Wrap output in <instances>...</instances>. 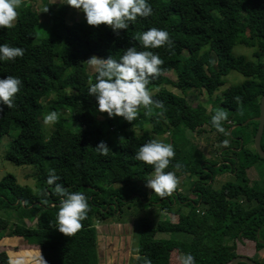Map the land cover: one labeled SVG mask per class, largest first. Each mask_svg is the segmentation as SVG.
<instances>
[{"label": "trees", "instance_id": "obj_1", "mask_svg": "<svg viewBox=\"0 0 264 264\" xmlns=\"http://www.w3.org/2000/svg\"><path fill=\"white\" fill-rule=\"evenodd\" d=\"M148 3L153 14L138 17L119 35L105 25L68 24V10L63 8L53 25V36L36 44L41 18L31 6L21 8L13 28L0 29V44L25 50L22 58L0 59V79L12 75L22 81L14 107L9 109L0 104L4 109L0 112V143L13 128L19 131L5 159L16 166H33L37 181L32 188L19 184L13 174L0 180V210L6 214V218L0 217V231H9L1 240L36 247L26 251L32 261L21 253L13 255L18 250L6 252L8 264H36L39 251L47 264H99V239L100 243L104 239L108 243L107 257L112 252L120 261L126 258L129 262L138 252L151 264H173L172 253L181 251L180 243L174 237L162 238L159 234L189 237L191 241L184 253L192 255L196 264H226L238 256L236 243L243 240H252L259 249L264 248L261 242L264 241V181L250 183L247 176L248 169L259 161L264 162L256 151L252 153L246 147L255 138L259 122L251 120L241 125L260 116L264 96V0H148ZM153 27L170 34L171 49L143 48L136 37ZM237 46L256 49L258 62L236 55ZM128 47L152 51L164 61L162 75L151 79L148 85V88L162 87L152 99L162 102L163 108L152 105L144 113L139 112L131 123L122 117L109 118L98 111L95 97L88 95L89 82H95L97 71L90 74L86 67L91 55L119 60ZM172 70L177 73L174 83L177 89L183 93L205 90L214 98L212 112L164 88L171 83L166 74ZM232 71L241 74L244 81L218 95ZM53 93L56 97L50 99ZM236 97L240 98L239 102ZM49 100L52 101L49 103ZM45 102L59 113V119L52 123L55 130L49 138L45 137L41 120ZM218 109L227 112V120L222 122L224 132L217 131L212 124ZM62 110L69 111V116L64 117ZM68 119L78 122L81 129L70 128L66 123ZM144 124L150 128L145 130ZM235 124L241 126L234 129L232 135L244 142L243 150L236 153L239 160L233 164L236 181L218 189L209 182L214 180L211 174L216 176L222 167L211 168L204 158L191 159L192 153L185 150L188 141L182 144L176 132H180L181 137L188 132L196 136L207 125L218 133L217 144L225 146L229 130ZM137 127L142 132H137ZM107 130L120 138L108 139ZM169 130L175 133L176 138L170 144L176 155L165 171H179L189 179L204 177L205 184L194 181L190 186L191 192L201 189L193 204H183L187 198L180 193L164 198L153 193L149 197L145 185L140 186L154 168L137 161V151L155 140V134L164 135ZM241 139H232L233 145L239 148ZM101 141L112 150L107 156L95 149ZM262 148L264 150V136ZM205 168L211 172H206ZM51 170L59 177L52 184L49 183ZM57 183L69 192H81L88 197L90 211L82 221L83 227L70 237L57 228L62 199L54 192ZM152 206L170 213L176 220L153 222L149 217H137L139 227L134 222L133 234L126 235L127 240L122 241L125 244H121L117 234L115 239V234L104 235L99 229L97 233V222L106 224L116 218V222L125 223L118 219L131 217V212L136 213L138 208ZM13 218L20 223L10 227ZM29 221L34 224L28 225ZM254 260L261 264L258 259ZM135 264H144V261L136 260Z\"/></svg>", "mask_w": 264, "mask_h": 264}, {"label": "clouds", "instance_id": "obj_2", "mask_svg": "<svg viewBox=\"0 0 264 264\" xmlns=\"http://www.w3.org/2000/svg\"><path fill=\"white\" fill-rule=\"evenodd\" d=\"M22 4L23 0H0V29L14 27V22L19 17L18 9ZM66 4L82 11L89 26L105 25L116 35H119L121 30H127L130 23H134L138 17L147 18L153 14L148 0H67ZM48 10L47 6L42 12L46 13ZM136 39L145 49L173 47L170 34L155 27L139 34ZM24 51L20 47L0 44V59L22 58ZM86 62L97 71L95 82H89L88 95L95 97L100 113H106L109 118L122 117L131 123L137 119L142 107L149 108L154 105L156 108H163V103L154 101L148 90L151 79L158 78L163 73L164 61L159 54L128 47L119 60L112 56L106 59L92 56ZM21 87L22 81L18 77L8 75L0 79V104L9 109L14 107L15 97ZM235 99L237 102L240 101L239 97ZM3 110V107H0V112ZM58 119L59 113L53 111L44 117V122L55 123ZM226 120L227 112L218 109L212 117V124L217 131L224 132L222 122ZM95 149L103 156L112 151L104 141L97 144ZM175 155L172 144L156 140L142 145L135 155L137 161L153 166L154 176L146 180L145 186L161 198L170 196L179 183L174 172L165 171ZM175 167L178 169L180 165L177 164ZM58 179L55 171L51 170L49 183L52 184ZM54 192L62 197L57 213V228L65 236H73L82 229V221L87 218L90 211L88 197L81 192H69L58 183L55 184ZM133 258L143 259L144 264H151L147 257H140L138 252ZM180 260L181 264H196L195 258L190 254L182 256ZM36 264H47L41 251L37 253Z\"/></svg>", "mask_w": 264, "mask_h": 264}, {"label": "rangeland", "instance_id": "obj_3", "mask_svg": "<svg viewBox=\"0 0 264 264\" xmlns=\"http://www.w3.org/2000/svg\"><path fill=\"white\" fill-rule=\"evenodd\" d=\"M66 3H67V0H23V4L18 9V12L21 10V8L25 6H31L35 11H37L40 14L41 19H40V25L37 28V37L35 40L36 44L40 43L41 41L45 39L51 38L53 36V25L55 23L56 17L60 14V10H62L63 8H67L68 10V13L66 16V22L68 24H74L77 22H86L85 15L82 11L76 10L68 6ZM47 6L49 9L48 12L46 13L42 12L43 9ZM15 23L16 21L14 22V24ZM255 51L256 49L254 48H247L244 46H237L234 48V53L236 55H245L250 61L257 63L258 58L255 56ZM92 56H96V55H91L89 58H91ZM262 61L264 62V55L262 57ZM86 67H87L88 73L92 74L96 72V69L90 66L88 63ZM166 76L170 79L171 83L165 84L164 88H166L167 90L177 95L184 96L194 106H197L198 104H202L207 109L208 112H212L214 98H210L208 93L205 90L192 89V90H188L186 93H183L181 90L177 89L174 85V83L177 82V73L175 72V70L168 72ZM225 80H226V84L223 87H221L220 90L217 92L218 95H221V93L224 90H226L228 87L242 83L244 81V77L241 74L235 71H232L225 78ZM161 89L162 87L148 88L151 96L153 94H156ZM55 97H56V93H53L51 94L50 99H53ZM51 101L52 100H49L48 102L50 103ZM43 104L44 106H43L42 113H41V120L44 126L45 137L49 138L54 132L55 128L52 123L46 124L44 122V117L50 114L51 112H53L50 108L52 105H48L46 102ZM145 111H146V108L142 107L139 112L144 113ZM61 113L64 117L69 116V111L67 110L66 111L62 110ZM66 123L70 128H72L75 131H78L81 129L80 124L78 122L73 121L72 119L71 120L68 119ZM143 127L146 130L147 128H150V125L144 124ZM136 131L139 133L142 132L141 129L138 127L136 128ZM18 132L19 131L17 129L13 128L8 135L3 137L0 143V180L8 174H13L17 178V181L19 184L27 185L32 188H35L37 181L35 178L36 171L33 166H16L15 164L5 159V154L11 142L17 136ZM174 134L175 133H173V130H169L164 135L155 134L154 136H155L156 141H159L162 143H170L172 139L176 138L174 137L175 136ZM176 134L178 135L177 138L182 142V144H186L188 141L187 146L188 145L189 146L185 147V150H187L189 153L191 152L192 154H194V155L190 154L191 159H193L194 157L204 158V161L210 158L216 159L214 157L215 156L214 152L217 153L216 152L217 147H220V145L217 144L218 143L217 142L218 133L212 130L209 126L207 125L204 126L202 129V132L196 135L198 137L195 136V133H191V132H188L187 134H185V136L183 134V137L180 136L181 135L180 132H176ZM107 138L110 140H114V139L116 140V138H120V135H116L114 133L109 132V130H107ZM225 141H227L226 145L232 143L231 139L228 138V136L225 139ZM246 147L252 153H255L254 139H252V141ZM174 173L177 176L179 183H178L176 190L173 192V194L180 193L183 198H186V197L194 198L195 195L193 192L190 191V186L192 182L197 181L198 177L194 176L189 179L188 176L186 174H183L182 172L176 171ZM153 176H154V172L150 174L149 176H146L145 181L142 180V182H140V186L146 185V180ZM247 176H248V180L250 183L263 182L264 181V162L259 161L254 167L248 169ZM234 181H236V177H233L230 175H223V176H220V178L217 179L215 183H213V186L219 189L224 184L228 182H234ZM145 189H147L149 197H151V195L154 192L151 189L147 188L146 186H145ZM1 193H2V190H0V194ZM175 208L177 207L175 206ZM184 210L187 211V209H184ZM130 216L131 217L129 218L123 217L122 219H118L121 221L124 220L125 223L116 222L117 221L116 218L112 219L109 223H106V224H101L100 222H97V233L99 229V231L104 235L105 234H115L113 236V238L115 239H116V234H117L121 238V244L123 243L125 244L126 242H122V241L127 240L128 237L126 235L133 234L134 222H137L138 227H139V221L137 217H149V219H151L153 222H156L158 220H176L175 216L171 215L170 213L162 211L157 206H152V207H148L144 209L138 208L137 212L136 213L131 212ZM0 217L6 218V214L4 210H0ZM17 222H18L17 219L13 218L10 221V227H12L14 223H17ZM18 223H20V221ZM33 224H34L33 222H30V221L28 222V225L32 226ZM7 235H9V231H0V264H8L7 257L5 256L6 252L9 253V252L18 250L17 252H14L13 255H18L21 253L22 255L25 256V258L31 256V254H28L26 251H29L30 249H34L36 247L28 246V245L25 246V245H20V244L19 245L12 244L11 242H8L6 239L1 240L2 236L5 237ZM158 237H162V238H169V237L173 238L174 237L177 243H180L179 246L181 247V251L173 252L174 253L173 262L174 264H181L179 263L178 258L180 260L182 256L186 255V253H184V250L188 249L187 247H189L188 244H189V241H191V239L183 234H178L176 236H171L170 234H159ZM104 240L101 243H100V239L98 241V254L100 258L99 264H102L103 262H105V264H132V262L133 264H135L136 259L128 262V260L125 258L124 260L120 261L121 260L119 259L120 257H118V255L114 257L113 256L114 254L112 252L110 253L112 259H109L110 255L109 257H107L106 254L108 253L105 252V250L108 248V245H107L108 243L107 241L104 242ZM241 243L244 244V241L236 243L237 254H238V245L242 246Z\"/></svg>", "mask_w": 264, "mask_h": 264}, {"label": "flooded vegetation", "instance_id": "obj_4", "mask_svg": "<svg viewBox=\"0 0 264 264\" xmlns=\"http://www.w3.org/2000/svg\"><path fill=\"white\" fill-rule=\"evenodd\" d=\"M232 133H233V131L231 132L229 130V138L231 139V141H233L232 139H237L238 141H239V139H241L239 137H234L232 135ZM241 140H240V142H241ZM243 148H244V142H243V145L241 144L239 148L237 146H234L233 142L231 144H227L225 146L217 147V151H216L217 153L214 152V154H215L214 157L217 160L214 158H210V159L206 160V164L209 167L214 168V169H218V168L222 167V171L217 173L216 176L211 174V177L214 178V180H211L209 182V184L215 183V181L217 179H219L220 176H223V175H230V176L236 177V173L233 172V169L235 167L233 164H234V161L237 163L239 160L238 156H236V153L242 151ZM205 170H206V172H209V173L211 172V170L209 168H205ZM198 179H199V180H197L198 182H203V179H204L203 175H199ZM203 184H205V183L203 182ZM200 192H201V189L199 188L196 192H193L195 195L194 198L186 197L187 199L183 200L182 203L183 204H193L194 201L199 198ZM199 206H201V203L199 204ZM184 209H188V207H185Z\"/></svg>", "mask_w": 264, "mask_h": 264}, {"label": "water", "instance_id": "obj_5", "mask_svg": "<svg viewBox=\"0 0 264 264\" xmlns=\"http://www.w3.org/2000/svg\"><path fill=\"white\" fill-rule=\"evenodd\" d=\"M260 116L254 117L253 119H249L245 123L241 124L242 126L247 125L248 123L251 122V120L258 121L259 126L254 138V143H255V151L258 153V155L264 159V150L262 148V139L264 136V96L261 99L260 103ZM240 124L234 125L230 131L232 132L234 129L238 128L241 126ZM241 144L243 145V140H241ZM262 244H264V241H261ZM240 263H245V264H258L253 258L245 255H238L235 258L231 259L229 262L226 264H240Z\"/></svg>", "mask_w": 264, "mask_h": 264}, {"label": "crops", "instance_id": "obj_6", "mask_svg": "<svg viewBox=\"0 0 264 264\" xmlns=\"http://www.w3.org/2000/svg\"><path fill=\"white\" fill-rule=\"evenodd\" d=\"M138 235H139V231H138ZM138 241V239H137ZM244 244H242V246L238 245V255H245V256H249L253 259H258V261L261 264H264V248L259 249L257 247L256 242L252 241V240H243ZM242 241V242H243ZM173 254L172 253V258L171 261L173 262ZM28 259V257H26ZM30 261H32L31 259H28ZM179 263H181V261L178 258ZM99 262H100V258H99Z\"/></svg>", "mask_w": 264, "mask_h": 264}]
</instances>
